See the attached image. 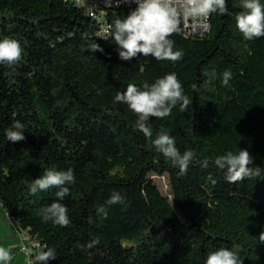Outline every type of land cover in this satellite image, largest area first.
<instances>
[{
	"label": "trees",
	"instance_id": "obj_1",
	"mask_svg": "<svg viewBox=\"0 0 264 264\" xmlns=\"http://www.w3.org/2000/svg\"><path fill=\"white\" fill-rule=\"evenodd\" d=\"M241 2L226 0L227 14H211L203 37L174 34L183 57L171 62L142 54L121 60L114 40L98 37V21L74 0H0V40L22 48L19 62L0 64V202L3 220L39 245L34 257L53 248L57 257L47 264H205L223 247L242 264H264V37L245 40L238 31ZM134 9L103 6L110 26ZM94 43L103 52L87 50ZM169 73L191 107L182 112L178 104L166 118L150 117V126L153 139L163 128L181 154L195 152L184 175L134 127L138 116L128 105L115 101L127 85L142 88ZM15 121L25 139L13 143L5 131ZM240 149L262 173L231 184L213 161ZM50 168L74 169L60 201L67 227L39 214L58 200L56 188L29 192ZM154 176L167 179L169 195ZM114 192L123 203H107Z\"/></svg>",
	"mask_w": 264,
	"mask_h": 264
},
{
	"label": "clouds",
	"instance_id": "obj_2",
	"mask_svg": "<svg viewBox=\"0 0 264 264\" xmlns=\"http://www.w3.org/2000/svg\"><path fill=\"white\" fill-rule=\"evenodd\" d=\"M136 4L123 19L117 18L106 29V35L101 37L106 40L108 36L114 40L117 46L118 56L123 61H130L142 54L144 57H153L158 61L177 62L182 59L183 52L174 50L175 41L171 39L174 34H179L183 28L191 26L194 34L202 35L208 31V18L213 13L227 14L226 0H131ZM241 11L235 15L238 31L245 40L264 37V3L261 0H242ZM87 50L95 53L103 52L99 44L94 43ZM22 48L19 41L5 37L0 40V64L13 65L20 61ZM207 75V73H205ZM215 73H212V78ZM232 73L225 70L222 73V85L228 86ZM211 82V78L208 81ZM196 87L195 85L193 86ZM115 101L127 104L129 109L138 116L135 128L143 133L150 141L152 147L170 160L179 169V174L187 173L188 167L195 158V152L186 150L181 154L175 145V139L166 129H161L153 139V131L150 126V117L166 118L171 115L173 108L178 104L180 111L186 112L191 107L192 100L184 94L181 82L175 73H169L158 78L149 85L145 83L142 88L129 84L123 92H117ZM25 127L20 121H15L5 134L7 140L13 143L23 141ZM154 163L159 161L154 160ZM214 165L224 174L226 182L235 184L246 179L260 176L262 170L254 165V157L247 149H240L233 153L228 151L224 155L217 156ZM208 160H204L202 166L207 168ZM75 182L74 169L45 170L40 178L34 179L29 192L36 195L39 192L56 188L57 201L40 211L44 222L52 221L55 225L67 227L70 224L68 209L60 201L69 195V187ZM124 197L118 192L112 193L108 204L123 203ZM98 214L107 218V210L101 206ZM259 244H264V231L259 234ZM96 243L95 241L93 244ZM31 255L30 250H25ZM56 251L47 248L35 254L36 264H47L49 260H55ZM13 259L9 250L0 247V264H8ZM205 264H242L239 254L228 248H219L207 254Z\"/></svg>",
	"mask_w": 264,
	"mask_h": 264
},
{
	"label": "built area",
	"instance_id": "obj_3",
	"mask_svg": "<svg viewBox=\"0 0 264 264\" xmlns=\"http://www.w3.org/2000/svg\"><path fill=\"white\" fill-rule=\"evenodd\" d=\"M75 3L78 6H82L85 8L86 12L88 13V15H90L92 18L96 19L99 23V30H98V35H106L105 30L108 29L110 30V24L109 22L106 20L105 16H104V10H103V6H109V5H113V6H121V5H125V6H129V7H136V4L132 3L131 0H116V1H99V0H74ZM208 24H209V29L208 31L204 32L202 35L200 34H194L192 32V28L191 26L187 27V28H183L182 29L185 30L186 34H192L193 37L197 38V37H203L204 35H206L209 31H210V17L208 18ZM19 234L21 235L22 239L21 242L19 244V248H20V253L25 256L27 262L29 264H32L35 262L34 259V252H35V247L37 248L39 245L35 244V243H27L26 242V238L25 237L27 235V232L24 230H19L18 231ZM25 235V236H24ZM25 250H30L31 251V255L28 254V252H26Z\"/></svg>",
	"mask_w": 264,
	"mask_h": 264
},
{
	"label": "crops",
	"instance_id": "obj_4",
	"mask_svg": "<svg viewBox=\"0 0 264 264\" xmlns=\"http://www.w3.org/2000/svg\"><path fill=\"white\" fill-rule=\"evenodd\" d=\"M5 215L6 210L0 202V247H4L11 253L19 247L22 237L19 232L15 233L11 226L3 220ZM12 256L13 259L8 264H21L20 258L26 260L19 252L12 254Z\"/></svg>",
	"mask_w": 264,
	"mask_h": 264
},
{
	"label": "rangeland",
	"instance_id": "obj_5",
	"mask_svg": "<svg viewBox=\"0 0 264 264\" xmlns=\"http://www.w3.org/2000/svg\"><path fill=\"white\" fill-rule=\"evenodd\" d=\"M154 180L155 182L159 185V187L161 188V191L166 194V195H169V184H168V181L165 177H158V176H154ZM25 236V235H24ZM25 237L26 238V242L27 243H34L33 241H31L29 239V235L27 234ZM38 252H41V250H38ZM25 257V256H24ZM26 259V258H25ZM21 264H29L27 262V260H24L22 258L19 259Z\"/></svg>",
	"mask_w": 264,
	"mask_h": 264
},
{
	"label": "bare ground",
	"instance_id": "obj_6",
	"mask_svg": "<svg viewBox=\"0 0 264 264\" xmlns=\"http://www.w3.org/2000/svg\"><path fill=\"white\" fill-rule=\"evenodd\" d=\"M181 32H182V34L185 35V36H187V35H191V36H192V34H186L185 30H183V29H182Z\"/></svg>",
	"mask_w": 264,
	"mask_h": 264
}]
</instances>
